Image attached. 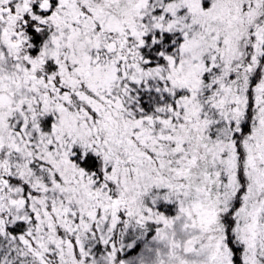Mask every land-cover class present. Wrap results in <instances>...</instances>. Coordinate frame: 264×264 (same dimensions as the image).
I'll return each mask as SVG.
<instances>
[{"label":"snow or ice","instance_id":"obj_1","mask_svg":"<svg viewBox=\"0 0 264 264\" xmlns=\"http://www.w3.org/2000/svg\"><path fill=\"white\" fill-rule=\"evenodd\" d=\"M0 264H264V0H0Z\"/></svg>","mask_w":264,"mask_h":264}]
</instances>
